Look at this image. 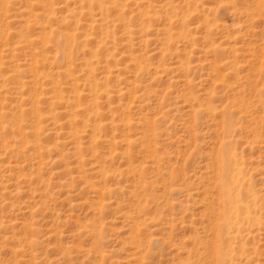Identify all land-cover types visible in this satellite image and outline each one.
I'll list each match as a JSON object with an SVG mask.
<instances>
[{"label": "rangeland", "instance_id": "obj_1", "mask_svg": "<svg viewBox=\"0 0 264 264\" xmlns=\"http://www.w3.org/2000/svg\"><path fill=\"white\" fill-rule=\"evenodd\" d=\"M0 264H264V0H0Z\"/></svg>", "mask_w": 264, "mask_h": 264}, {"label": "bare ground", "instance_id": "obj_2", "mask_svg": "<svg viewBox=\"0 0 264 264\" xmlns=\"http://www.w3.org/2000/svg\"><path fill=\"white\" fill-rule=\"evenodd\" d=\"M229 153V152H228ZM225 152L224 158V177L227 178L228 184L224 188L223 204L227 206L228 214L223 218V228L225 234L229 232V229L233 227V219L236 217H241L243 214V206L237 204V194L239 193L237 189L238 183L237 178L240 174V168H238L237 158L232 154ZM246 197V194H245ZM224 247L227 246V243H224Z\"/></svg>", "mask_w": 264, "mask_h": 264}]
</instances>
